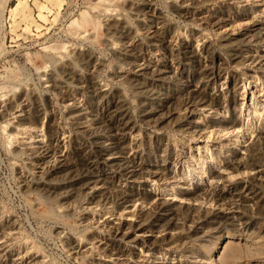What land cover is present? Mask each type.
Returning <instances> with one entry per match:
<instances>
[{
  "label": "bare ground",
  "instance_id": "obj_1",
  "mask_svg": "<svg viewBox=\"0 0 264 264\" xmlns=\"http://www.w3.org/2000/svg\"><path fill=\"white\" fill-rule=\"evenodd\" d=\"M168 1L170 9L186 20L185 25L188 27L186 29L189 30L190 37L182 38L179 35V26L158 5V0H95L92 1V9L89 8L93 10L92 15L88 10L81 12L82 9L79 11L82 13L81 17L78 14V20H72L73 22L70 20L73 25L68 26L74 27L76 23V28L65 29L79 41L78 44L72 47L69 43L67 47L66 43L69 41L64 44L58 42L55 45L52 42L48 43L50 45L46 43L48 46L45 44L44 46L49 50L39 53L40 55L37 52L40 64L37 65L35 60V65L30 64L34 57L29 62L33 74L29 66V69L24 66L16 67L18 71L14 68L0 76V89L4 97L0 99L2 120L9 125L11 133L16 134L15 131L21 129H28L29 132L33 129L36 133L13 150L14 156L28 159L26 163L28 166L23 168L20 166L23 189L34 193L36 201L46 205V211L43 213L49 218L60 220L76 210H81L78 213L80 214L78 228L72 229L75 232L79 230V235L66 230L62 222L55 224V231L75 254L85 255L94 247H99L103 257L102 263L98 260L100 264L122 261L126 255L134 257L132 264H143L145 256L138 251L139 246L147 247L146 250L149 251L166 240L178 238L179 209L183 207L184 210L186 206L158 202L160 199L153 201L150 209H147V218L137 217L134 209L129 210L126 217H116L117 221H112L108 228L109 235L118 239L117 242L108 241L102 237L103 235L98 236V232L96 233L90 224L96 222L92 217L100 207L114 205L127 210L139 201H151L153 196L146 189L141 192L137 189L134 191V182L144 183L149 177L154 180L168 178L169 169L165 161L172 149L164 139L163 133L169 126L183 127L186 129L184 131L193 130L198 133L201 128L199 122L194 119L195 115L201 110H213L222 105L221 95L211 89L210 82L216 74L219 79L223 77L226 71L225 67L223 68L224 59L216 53L215 47L206 40L205 35H203L205 40L197 42L196 37L200 35L202 29L211 27L217 30L221 27H232L231 24L235 20L246 21L237 31L230 28L226 29L221 37L218 35L220 47L227 51L235 67L252 64L253 67L257 65L264 68V54L250 46L254 42L264 40V18L260 19V15V18L254 17L255 12L264 11V0ZM205 3L214 5L219 3V6L205 10L201 8ZM1 13L2 9L0 15ZM11 14L16 19L15 26L21 22L26 23L27 29L35 23L33 26H38L31 10L19 16L13 8ZM98 24L102 27L101 33L97 32L100 30L96 33L93 32L96 29H91L96 28ZM99 37L109 48L107 51L112 54V63H110L112 59L108 62L104 57L106 53L104 56L100 55L95 46L89 44ZM44 39L46 38L42 41ZM28 57L31 58L29 55ZM2 67L4 69L5 65ZM9 67L6 66L7 70L4 71H8ZM234 81L230 79L226 88ZM62 119L71 123L75 135L68 133L64 135L66 133L63 132L64 137L60 136ZM235 121L233 119L231 123L234 124ZM145 125L151 128L144 130ZM36 131L42 133L38 134ZM12 137L13 135L10 139ZM146 140L152 146L142 151ZM255 146L256 140L244 147L245 153L247 152V155L251 151L253 153ZM247 159L248 156L245 154L239 158L236 155L230 159L231 162L227 161L226 167L231 165L234 168L233 164L246 166ZM251 161L249 159V162ZM15 168L18 169V166ZM248 169L247 171L252 173L249 174L250 180L264 187V170L261 164L254 162ZM123 181L128 183L123 186L121 185ZM227 189L228 187L217 184L212 190L200 189L192 199L197 202L213 194L217 200L234 204L235 210L229 212L225 216V221L216 224L214 229L222 231L224 226H233L240 219L252 224L246 214L253 211L254 207L257 212L264 214V190H258L259 187L255 190L248 185H243L240 190L233 192ZM181 203L186 205L190 202ZM3 208L5 209L4 206ZM3 208L0 209V264H52L53 261L48 263L39 250L18 245L15 238L21 230L20 222L17 221V216L5 213ZM43 216L45 215L43 214L42 218ZM67 220L68 218L65 221ZM59 240L62 241L61 238Z\"/></svg>",
  "mask_w": 264,
  "mask_h": 264
},
{
  "label": "rangeland",
  "instance_id": "obj_2",
  "mask_svg": "<svg viewBox=\"0 0 264 264\" xmlns=\"http://www.w3.org/2000/svg\"><path fill=\"white\" fill-rule=\"evenodd\" d=\"M92 1L94 2L95 0ZM92 1L90 0H0V9H2V13L0 15V50H1L0 68H2L0 69V73H1L0 76L5 75L7 72L13 70L14 68H15L14 70L18 71L19 69L17 70V68H23L24 66L27 69H29L30 67L29 70L33 74V69H31L32 68L31 65L32 64L35 65L34 60L35 62L37 61L36 64L37 63L40 64V62H38V59L40 58L39 55L43 53V51L45 52V50L46 51L49 50V48L46 49L44 46V44L46 45V43L48 44L52 42V44L54 43L55 45L58 44V42L59 44L62 43L64 44V42L69 41L66 43L67 47L69 43H70L69 45L72 47L75 44H78L79 41L71 36V32L68 33L66 30H71L72 28L73 29L76 28L77 26L76 23L74 27L73 26L68 27V26L71 24L70 20L71 21L78 20V14L81 17L82 13L80 14L79 11H81L82 9L83 11L81 12H85L86 10H88V13L90 15L93 14V10H91ZM168 3H169L168 0H158V5L167 13L168 16L170 15L171 16V17L169 16L170 19L179 26L180 28L179 35L182 38L190 37L189 35L190 32L189 30L187 31L188 27L185 25L186 20L181 16L180 18L177 13L173 12L168 6ZM87 4L90 5L87 6ZM215 4L216 5L211 3H205L201 5V8L205 10H210L214 6L215 7L219 6V3H215ZM13 8L15 10V13H17V15L19 16L31 10L33 17L36 18L34 20L38 22L37 23L38 26H35L37 28L33 26L36 25V23L30 26L28 29L25 27L26 23L24 24V22H21L18 26L17 25L15 26L16 22L14 21L16 19L11 14V9ZM258 12L257 13L255 12L254 17L260 18L261 16L260 19L264 18V11L263 12L258 11ZM74 17L77 18L74 19ZM237 21L239 20H235V22L231 24L232 27L231 26L221 27V28H217V30L216 28L204 27L202 31L199 33L200 35L196 37L198 38L197 42H201L202 40H205V38L206 40H209L215 47L216 53H218L224 59L223 61L225 65H223V68L225 67L224 71L225 70L226 71L223 72L224 75L225 74L226 75L225 76L223 75V77L219 79L217 78V74H216V77L212 79L210 82L211 89L212 90L214 89L213 91L217 92L219 96L221 95L220 100L223 102L221 105L222 107L219 106L213 110L204 109L198 112L199 114L197 113L195 115L194 119L199 122L201 128L200 131H198V133L197 131H193V130L184 131L186 129L183 127L179 128L175 126H169L166 129V131L163 133V137L164 139H166V142L170 146V149H172V152L168 156H166V161H165V164L168 166L169 169L168 170L169 173L167 175L168 178L163 180H158L155 178L154 180V178L149 177L145 180L144 183L134 182L135 186L137 187L135 188L134 186L133 188L134 191H136L137 189V191L141 192L144 189H146L147 191H149L151 196H153L151 198V201H143V202L139 201L138 203L133 205L131 208H128L127 210L124 208L116 207L114 205L100 207L96 209L93 215L94 218L92 217V219H94L93 221L96 222H93L94 224L92 223L90 225L96 233L98 232L97 235L100 237L103 235L102 237L108 241L117 242L118 239H115L109 235L108 227L112 221H117V218H119V216L126 217V215L129 213L128 212L129 210L134 209L133 211L136 214V216L137 217L139 216V218L141 219V217L147 218L148 215L147 211L150 209L151 205L153 204V201H158L159 199L160 200L158 202H163V203L172 202L176 206H178V204L186 206L184 207L185 208L184 210L183 207H180L179 209V215L177 219V221L179 222L177 225L178 226L177 231L179 232V235L178 238L175 239L177 241L171 240L172 241L171 242L166 240L165 242L160 243L159 245L153 247V249H149V251L146 250L147 247L145 248L143 246L138 247V249L139 248L141 249V250L139 249L138 251H140V253L142 252V254L145 256L143 264L146 263L147 264H161V263L178 264L179 260H180L179 264L182 263L183 264H264V230H263L264 214L263 213L257 212L256 208L254 207L252 208L253 211L252 210L248 211L246 214V216L249 217L248 221L250 222L252 221V224L251 223L247 224L246 221L240 219V221H238L235 225L224 226L222 228V231L221 230L219 231L218 229H214V227H216L219 223L222 224L225 221L226 218L225 216L228 215L229 212L231 213L233 212V210H235L236 207L233 206L234 204L233 203L231 204L229 202L225 203L224 200L222 201L217 200L213 194L209 195L205 199L201 198V201L195 202L192 200L196 195L197 191L198 193L200 192L199 191L200 189L204 190V188H208L212 190L213 186L217 184L221 187L222 186L223 187L226 186V188L228 187L227 190H230L231 192L235 190L236 191L240 190L243 185L244 186L248 185L255 190H257L258 187H259L258 190H264V187L250 180V175L252 173L249 172L250 170L248 169L251 167L252 163L255 162V164L256 163L261 164V167L264 170V78H263L264 68L257 65L255 66L256 67L255 68L253 67L254 65L252 64L249 66L246 64L248 67L246 65L235 67L236 65L234 64V62L230 60L229 54L227 53L226 50H222L219 43L220 37L225 32L226 29L232 28L234 31H237L238 29H240V27L243 26L242 23L246 22L243 20H240L239 22ZM12 25L15 29L12 27ZM236 26H238L237 29ZM97 27L96 28L91 27V29H96L93 30V32L100 30L97 32L101 33L102 30L101 25L98 24ZM29 29L30 31H28ZM32 31L35 32L33 33ZM216 31H218V33ZM206 32L208 36L206 35ZM34 34L38 36H34ZM203 35H205V38ZM209 37H211L212 39ZM43 38L46 39L42 41ZM98 39L99 41L97 42L96 40ZM96 40L92 41L89 44H91L93 47L95 46L94 48L98 51L100 55L104 56L106 53L104 57L108 62H110V60L112 59V54L111 52L107 51V49L109 48L101 42L100 37L97 38ZM36 41H38L37 44ZM19 44L22 45L20 46ZM70 46L69 48H72ZM250 46L251 48H253V50L256 49V51L260 52V54H264V40H261V42H256V43L254 42V44L253 45L251 44ZM37 52L38 54L39 53L40 54L38 55ZM26 54L31 56V58L28 57V55ZM32 54L37 55L38 57L33 56ZM33 57L36 58L34 59ZM7 59L9 60V65ZM29 62L31 65L29 64ZM112 62L113 59L110 63ZM2 65L3 66L5 65L4 69ZM6 66L7 67L12 66V67L11 69L9 67L8 71H4L7 70ZM233 73L234 75H232ZM237 74L238 76H236ZM230 79H233V81L234 80L235 81L230 84L231 86L229 88H226L229 85L228 83ZM219 88L221 90H219ZM224 89L226 93L224 92ZM231 92L232 94L233 93L234 94L232 95ZM2 98L4 97H3V92L1 90L0 99ZM233 119L236 120L235 121L236 123L234 124L231 123ZM6 125L7 123L4 120H2V116L0 115V205H1L0 209H2L4 206L5 209L3 208L4 209L3 211L5 213L7 214L9 213L10 215H12L13 213L14 214L13 216L15 217L17 216V221L20 222L19 229H21L19 230V234H17V237L15 238L18 245L23 248L30 247L33 250H39V252H41V254L44 256V259L46 257L45 260L48 263L53 261L52 264H55V262L57 264L58 263L59 264H95V263L98 264L99 263L98 260H100V263H102L101 261V259L103 258L101 252L102 250H99V247L98 248L94 247L93 249H91V251H89L90 253H86L85 255L75 254L73 250H71L66 246L62 237L59 234H57V232L55 231L56 230L55 224L62 222L64 223L66 230L70 231L71 233H74L75 235H79L80 233H78L79 231L78 229H76L78 230L77 232H75V230L72 229L76 227L78 228L77 224L79 223V217H80V214L78 213H80L81 210L80 211L76 210L71 215L62 217V219H60L61 221L51 217L49 218V216L43 213L44 211H46V205L41 201L37 202L36 201L37 198L34 193L27 192L25 191V189H23L21 185L22 183L20 177L21 175L20 166L21 168H23V166H28V164H26L28 162V159L25 158L26 159L25 160L20 157L18 158L17 156H14L13 150L20 143L26 142V140L28 141L36 133H34L33 129H30V132L28 129H21L19 131H15L18 134L11 133L9 130V125L5 127ZM60 127L62 128L60 130L61 133L60 136L62 135V137H64V135H67V133L75 135V133L72 131L73 129L69 121L62 119ZM67 128L69 130H67ZM150 128H151L150 126L145 125L144 130H149ZM27 130L28 132H26ZM36 132L38 134L42 133V131L41 132L36 131ZM63 132L66 134L63 135L62 134ZM10 135L11 136L13 135L11 139H10L11 137ZM14 138L17 140L16 142L17 144L15 143L16 140ZM254 139L256 140L255 149L253 153L251 150H250L251 152L248 151L250 152V154L247 155V152L245 153L244 147L249 146L250 143L255 141ZM147 141L148 140H146V143L142 146V151L148 150V148L152 146L151 143H149V141L147 143ZM3 144L5 145V148L7 147L8 149H5ZM9 151H11L13 155ZM244 154L246 155V157L248 156V159L245 160L247 161L246 166L241 167V166H237L236 164H233L234 168L231 165H230L231 167L230 166L226 167L227 161H229L236 155L238 158L240 156L244 157ZM249 159L250 161L251 160L252 161L249 162ZM17 162H19L20 164ZM17 166L18 169L15 168ZM247 169L249 171H247ZM217 179L218 180L221 179V180L218 181ZM127 183L128 182L123 181L121 182V185L123 184L124 186V184ZM150 189L152 190V192ZM33 197H35V199ZM33 199L34 202L32 201ZM181 201L190 202V203H186L185 205V203L182 204ZM28 203L31 204L29 205ZM195 204L197 205V207ZM41 212L47 218L45 216H43L42 218L43 214ZM136 212H140V213H136ZM71 216L74 218H72ZM151 216L149 217V219H151ZM66 218H68L67 221L69 222L65 221ZM74 222H76V224ZM149 222L151 224V221ZM58 238L59 239L61 238L62 241H60ZM188 251L190 252L188 253ZM199 255H201V257ZM126 256L127 257L124 256V259L122 261L113 262L112 264H132L134 260L132 258L134 257L132 255H126ZM86 260L89 261V263L86 262ZM145 260H147V262Z\"/></svg>",
  "mask_w": 264,
  "mask_h": 264
}]
</instances>
